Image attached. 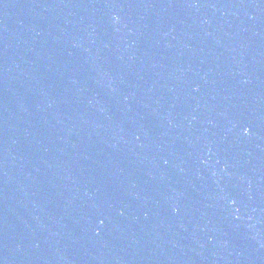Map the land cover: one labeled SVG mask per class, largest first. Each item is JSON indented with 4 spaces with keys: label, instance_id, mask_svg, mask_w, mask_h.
Masks as SVG:
<instances>
[{
    "label": "water",
    "instance_id": "obj_1",
    "mask_svg": "<svg viewBox=\"0 0 264 264\" xmlns=\"http://www.w3.org/2000/svg\"><path fill=\"white\" fill-rule=\"evenodd\" d=\"M264 118V0H0V264H164Z\"/></svg>",
    "mask_w": 264,
    "mask_h": 264
}]
</instances>
